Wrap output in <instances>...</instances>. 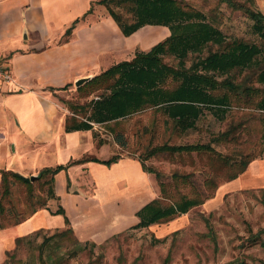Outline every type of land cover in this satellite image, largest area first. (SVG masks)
<instances>
[{"label": "trees", "instance_id": "1", "mask_svg": "<svg viewBox=\"0 0 264 264\" xmlns=\"http://www.w3.org/2000/svg\"><path fill=\"white\" fill-rule=\"evenodd\" d=\"M219 2L251 18L260 43L227 40L212 14L186 0H98L89 9L93 11L94 3L105 5L127 36L148 24L168 25L171 29V34L151 50L137 51L133 58L116 62L94 75L77 88V96H59L72 113L66 119L67 130L118 122L147 109L165 117L164 140L158 138V119L151 127L142 128L139 124L137 129L142 132L136 146L141 152L138 157L144 169L156 175L160 195L139 210L140 221L133 227L169 221L205 204L223 183L237 179L252 161L264 155V12L256 7V0ZM210 45H218V49L201 55ZM192 54L197 55L191 57L188 65ZM167 56L176 62L166 61ZM207 112L226 123L223 130L211 132L207 141L172 142L174 134L183 136L198 128ZM229 115L233 116L229 119ZM114 133L116 142L128 148L127 132L117 129ZM144 135L148 138L144 139ZM254 136L257 141L251 139ZM255 144L259 149L254 150ZM219 145L246 146L237 153H223L217 149ZM152 158L179 162L181 167L168 174L164 165L148 163ZM82 160L45 167L35 178L0 168V229L19 224L46 208L49 199L56 197V174ZM187 165L192 167H182ZM198 173L203 176L202 185ZM15 186L25 187L22 201L14 199ZM56 212L63 213L64 209L60 207ZM57 234L72 239L75 245L80 243L70 226ZM260 234L249 237L251 245L264 243ZM31 235L17 238L16 248L7 251V263L16 258L23 241ZM211 235L217 243L214 231ZM87 245H77L72 253L77 254ZM225 264L247 261L237 258Z\"/></svg>", "mask_w": 264, "mask_h": 264}, {"label": "crops", "instance_id": "2", "mask_svg": "<svg viewBox=\"0 0 264 264\" xmlns=\"http://www.w3.org/2000/svg\"><path fill=\"white\" fill-rule=\"evenodd\" d=\"M95 1L0 0V53L14 75L13 82H0V168L32 176L84 159L56 174V197L46 208L0 229V260L18 237L40 229L70 226L82 240L103 241L136 225L139 210L158 197L156 175L139 157L121 154L117 142L97 139L95 124L66 129L72 113L59 96L77 91L79 78L149 51L171 34L168 25L148 24L127 36L105 5L94 3L89 12ZM256 7L264 12V0ZM260 177L264 155L226 186L263 185L253 182ZM1 178L0 172V185ZM60 207L63 213L56 212Z\"/></svg>", "mask_w": 264, "mask_h": 264}, {"label": "rangeland", "instance_id": "3", "mask_svg": "<svg viewBox=\"0 0 264 264\" xmlns=\"http://www.w3.org/2000/svg\"><path fill=\"white\" fill-rule=\"evenodd\" d=\"M186 1L212 14L218 26L225 33L227 40L242 39L260 43L261 39L253 29V20L244 12L234 10L226 3H220L219 0ZM215 49H218V45H210L201 55H207L210 50ZM196 55L190 56L188 65L192 63L191 57ZM129 56L126 55L121 60ZM165 59L173 64L176 62L170 56L165 57ZM77 94L78 92L74 91L67 93L66 96H61L69 98L75 97ZM233 115H229V119ZM157 119L158 138L164 140L166 134L164 133L165 117L161 114H155L153 109L136 113L118 122L95 123L97 139L108 138L107 140L116 142L114 132L117 129H123L127 132L129 146L122 148L117 143L121 147V154L138 157L141 152L136 150V146L139 144V136L142 134L141 130L137 131L139 124L142 128L151 127ZM254 124L257 125V122ZM225 125L224 121L207 112L200 120L198 128L187 131L183 136L174 134L170 139L177 143L207 141L211 132L221 131ZM143 138L146 139L148 136L144 135ZM251 139L258 140L257 136ZM245 146L219 145L217 149L223 153L233 151L237 153L238 149ZM255 149H259L258 144H255ZM105 151L109 152L110 148L107 147ZM148 163L164 165L168 174L173 168L181 167L179 162L155 158L148 160ZM182 167L190 169L192 165ZM202 177L198 173L197 179L201 185L203 183ZM253 182L256 184L264 183V178H256ZM226 183H223L215 196L207 200L205 204L172 220L147 227L136 228L128 225L122 231L100 242L93 239L82 240L76 235L80 242L77 245L84 246L86 242L88 245L79 249L75 255L72 250L77 245L74 244L73 240L57 234L58 231L65 228L42 229L37 234L32 233L23 241L16 258L10 259L7 263L6 252L3 260H0V264H43L44 261L47 264H54L55 262H57L56 264H225L237 258L246 260L247 264H264V243L251 245L248 240L253 233H261L260 240L264 241V184L226 186ZM14 188V199L22 201L25 187L15 186ZM159 195L160 187H158ZM20 207L25 209L23 205ZM7 222L8 220L5 218L4 223ZM8 226L10 225L5 227ZM213 231L217 243L211 235ZM156 238L160 240L157 241Z\"/></svg>", "mask_w": 264, "mask_h": 264}, {"label": "built area", "instance_id": "4", "mask_svg": "<svg viewBox=\"0 0 264 264\" xmlns=\"http://www.w3.org/2000/svg\"><path fill=\"white\" fill-rule=\"evenodd\" d=\"M14 81L13 71L8 59L0 53V82L10 83Z\"/></svg>", "mask_w": 264, "mask_h": 264}, {"label": "water", "instance_id": "5", "mask_svg": "<svg viewBox=\"0 0 264 264\" xmlns=\"http://www.w3.org/2000/svg\"><path fill=\"white\" fill-rule=\"evenodd\" d=\"M93 76H94V75L79 78V79L76 81V86H77V87L81 86L82 84H84V83H86L87 81H89ZM36 176H37V175H32V178H35Z\"/></svg>", "mask_w": 264, "mask_h": 264}]
</instances>
